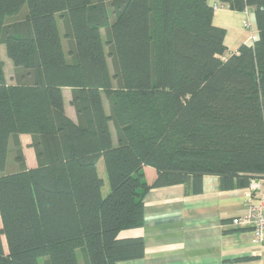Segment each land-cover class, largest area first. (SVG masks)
<instances>
[{
    "label": "trees",
    "instance_id": "obj_1",
    "mask_svg": "<svg viewBox=\"0 0 264 264\" xmlns=\"http://www.w3.org/2000/svg\"><path fill=\"white\" fill-rule=\"evenodd\" d=\"M219 4L253 12L257 38L228 52L208 0H0L15 68L9 83L0 57V264L140 258L143 238L119 232L142 226L150 189L264 177V0Z\"/></svg>",
    "mask_w": 264,
    "mask_h": 264
},
{
    "label": "crops",
    "instance_id": "obj_2",
    "mask_svg": "<svg viewBox=\"0 0 264 264\" xmlns=\"http://www.w3.org/2000/svg\"><path fill=\"white\" fill-rule=\"evenodd\" d=\"M208 2L215 6L213 23L225 28L228 52L237 51L240 44H249L257 38L253 12L227 9L219 0ZM7 81L13 83L14 74ZM62 91L65 111L75 119V109L70 103L71 88L63 87ZM19 140L26 166H36L30 135L21 133ZM101 160L97 162V170L103 178ZM6 167L9 170L16 167L11 140ZM143 171L148 181L155 176V170L147 166ZM243 188L223 189L217 176L205 175L202 189L197 193H186L182 184L150 189L143 198L142 226L119 232L121 237H142L143 256L117 264H264V241L256 244L249 228L232 223L234 217L246 212Z\"/></svg>",
    "mask_w": 264,
    "mask_h": 264
},
{
    "label": "built area",
    "instance_id": "obj_3",
    "mask_svg": "<svg viewBox=\"0 0 264 264\" xmlns=\"http://www.w3.org/2000/svg\"><path fill=\"white\" fill-rule=\"evenodd\" d=\"M244 196L246 212L234 217L232 223L249 228L253 242L260 244L264 241V177L251 178Z\"/></svg>",
    "mask_w": 264,
    "mask_h": 264
},
{
    "label": "rangeland",
    "instance_id": "obj_4",
    "mask_svg": "<svg viewBox=\"0 0 264 264\" xmlns=\"http://www.w3.org/2000/svg\"><path fill=\"white\" fill-rule=\"evenodd\" d=\"M0 57L4 61V72H5L4 74H5L7 79H11L13 77L14 70L12 69L13 68L12 67L13 66L12 63H10L9 58L6 56L4 44H0ZM9 160L11 162V160H12L11 156L9 157ZM100 165H101V168H103V170H104V165H103V161L102 160L100 161ZM147 167H149V168H151V170H153L152 167H150V166H147ZM98 173L100 174V170L98 171ZM101 175L103 176V180H104V184H103V187H102V193L105 194L108 191V189H109V185H108V182H107L105 170L103 171V173H101ZM78 253L80 254V251H78Z\"/></svg>",
    "mask_w": 264,
    "mask_h": 264
}]
</instances>
